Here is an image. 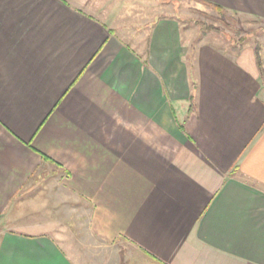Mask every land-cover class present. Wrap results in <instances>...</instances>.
I'll return each mask as SVG.
<instances>
[{
  "label": "crops",
  "instance_id": "0c3cea01",
  "mask_svg": "<svg viewBox=\"0 0 264 264\" xmlns=\"http://www.w3.org/2000/svg\"><path fill=\"white\" fill-rule=\"evenodd\" d=\"M125 3L0 0V264H264V47Z\"/></svg>",
  "mask_w": 264,
  "mask_h": 264
},
{
  "label": "rangeland",
  "instance_id": "374dc122",
  "mask_svg": "<svg viewBox=\"0 0 264 264\" xmlns=\"http://www.w3.org/2000/svg\"><path fill=\"white\" fill-rule=\"evenodd\" d=\"M112 1L121 4H127L125 3L127 1V6L137 9L138 12L161 10L165 13H174L184 24L194 28L195 32L199 30L203 33L209 32L212 38L223 39L227 44L235 43L257 49L264 47V20L260 18L228 10L221 15L214 8L199 0ZM135 13L137 12L135 11ZM130 18L139 20L141 14H133ZM198 36L199 34H195V37Z\"/></svg>",
  "mask_w": 264,
  "mask_h": 264
},
{
  "label": "trees",
  "instance_id": "16d2710c",
  "mask_svg": "<svg viewBox=\"0 0 264 264\" xmlns=\"http://www.w3.org/2000/svg\"><path fill=\"white\" fill-rule=\"evenodd\" d=\"M199 1H201V2H203V3H205V4L209 5V6H211L212 8H214L221 15H223L225 13V11H226V9L223 6L219 5V4L210 2L208 0H199ZM257 55H258V49H257ZM258 62H259V66H260L261 60H260L259 55H258Z\"/></svg>",
  "mask_w": 264,
  "mask_h": 264
}]
</instances>
